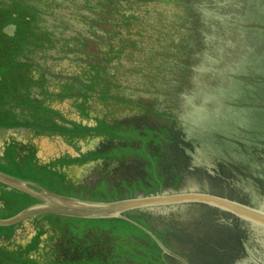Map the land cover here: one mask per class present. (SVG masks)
<instances>
[{"label": "water", "instance_id": "95a60500", "mask_svg": "<svg viewBox=\"0 0 264 264\" xmlns=\"http://www.w3.org/2000/svg\"><path fill=\"white\" fill-rule=\"evenodd\" d=\"M112 12L113 50L84 88L98 167L61 194L0 172L39 200L0 226L56 215L38 264H169L160 249L187 264L153 233L184 240L187 218L204 217L212 235L247 227L241 264H264V0H113Z\"/></svg>", "mask_w": 264, "mask_h": 264}, {"label": "rangeland", "instance_id": "374dc122", "mask_svg": "<svg viewBox=\"0 0 264 264\" xmlns=\"http://www.w3.org/2000/svg\"><path fill=\"white\" fill-rule=\"evenodd\" d=\"M112 5L113 0H0V12L6 6V9L2 10L5 11L3 12L5 14L8 7L14 8L17 12H20L24 6L26 9L31 7L36 11V19L29 26L23 20L18 21L19 25L16 24L21 32L19 35L28 36L29 40L22 37V41L19 43L22 48L20 53H8L9 58L13 55L12 61H9V58L7 60L9 75L12 74L10 68L16 66L15 62H24V68H27L23 70L22 75L24 85H9V89L6 87L4 97L7 100L5 102L8 105L6 107L8 113L22 114L23 112L27 114V117L31 116L32 120L42 123L41 118L44 114H48L47 109H49L55 113L48 116L51 120L57 121L58 125L63 124L66 127L71 126V128L86 125L89 100L84 88L86 85L94 86L98 83L99 63L106 59L113 50L112 34L116 20L113 16ZM5 14L1 18L2 27ZM17 27L15 26L13 29L14 33L15 30L17 31ZM3 29H6V26ZM3 33L6 34L4 30ZM15 81L18 82L19 79L15 78ZM57 92L59 93L56 94ZM19 101L26 107H30L28 111H24L23 107L18 106L21 105L18 103ZM31 108L37 111V116L33 115ZM4 109L0 107V110ZM2 111H0L1 114ZM58 114H61L65 119H61ZM9 131H11L10 136H14L16 140L34 142L37 146L36 157L43 163L49 162L63 153L76 156L80 150L87 151L96 147L88 133H86L87 135L84 133H82L83 135L63 134L56 129L37 132L30 127L11 128ZM1 133L5 134L6 132L1 130ZM89 161L91 162L82 170L84 175L87 174L81 179V182L92 178L99 165L100 155ZM0 169L11 174L17 172L13 167ZM79 169L81 166L79 162H76L66 170V184L72 187L60 186L57 183V181L59 182L58 178L50 177V180L47 181L45 176L49 177L50 175L46 173L40 175L41 183L49 185L52 190L72 191L80 183L76 174ZM20 195L17 193L15 197L16 207L13 210L25 208V204L31 201L30 198L24 201L19 200ZM56 220V215L53 214H42L30 220L39 223L42 227L39 241L51 231ZM10 228L11 226H0V229H3L5 233ZM33 229L29 228L27 232L25 231L26 238L34 233ZM28 233L30 234L28 235Z\"/></svg>", "mask_w": 264, "mask_h": 264}, {"label": "flooded vegetation", "instance_id": "af4514ba", "mask_svg": "<svg viewBox=\"0 0 264 264\" xmlns=\"http://www.w3.org/2000/svg\"><path fill=\"white\" fill-rule=\"evenodd\" d=\"M12 24H5L6 28L9 27ZM4 29L2 28V31ZM8 36H13L14 34H7ZM7 60L3 58L2 53H0V96L2 95V91L6 90L7 83L3 84L2 75H5V78H7ZM17 71L20 70L19 77L17 79L22 80L23 75V69L19 68L16 69ZM21 77V78H20ZM21 83V82H19ZM17 84V83H16ZM19 85V84H18ZM6 86V87H5ZM57 92L56 94H58ZM0 107L5 108L3 113H0V131L6 132L5 134H0V168L4 167H13L15 170H17L16 174H11L8 172H5L4 170L0 169V172L6 173L8 175L23 179L25 181H29L32 183L39 184L49 190H52L49 185H44L42 180L40 179V174L44 173L39 170L40 167H45L49 170H54L58 172L59 176H52L53 179L58 177L60 186H70L66 184V170L72 167L73 163L79 162L81 169L78 170L77 177L80 179V183L77 184L78 188H84V182H81V179L85 177V174L83 173V169L87 166V164L93 160V157H97V155H101L99 151V147L90 148L87 151H79L77 152V155L71 156L68 153H63L55 157L53 160H50L49 162H40V160L36 157L37 153V146L34 142L31 140H28L26 142H23V140H16L14 136H10L11 134V128H21V127H30L37 132H48L50 129H56L60 133H75L77 135H83L82 133L86 134L89 133L87 130L86 132L84 130L77 131L72 130L71 126L66 127V125L63 124H57V121L51 120L49 114H54L52 111L47 109L49 112L48 114H44L41 118L43 121L42 123H38L35 120H32L31 116L27 117V114L22 115H12L7 113L6 107L8 105H2L0 102ZM28 108H26V111H28ZM33 111V115H38L37 111L31 108ZM31 112V111H30ZM61 119L63 116L61 114H58ZM36 116H32L35 118ZM68 123V121H67ZM50 124V125H48ZM70 124V123H69ZM80 133V134H78ZM87 135V134H86ZM96 159V158H95ZM97 160V159H96ZM91 164V163H90ZM49 177L45 176V179L48 181ZM53 181V180H52ZM63 187V186H62ZM72 187V186H70ZM14 191V192H13ZM56 192L55 190H52ZM197 191H204L209 192L205 190H197ZM13 192V196L11 193ZM17 193H20L21 195L18 197L19 200L24 201L28 198L31 199L28 203L25 204V208L39 202L38 199L30 196L29 194H26L18 189H15L13 187H10L6 184H3L0 182V218L5 219L9 218L15 214H17L19 210H13L16 204V195ZM24 193V194H22ZM59 193V192H58ZM214 193L220 196L228 197L231 199L239 200L240 198L231 197L229 194L224 195L220 193L210 192ZM227 193V192H226ZM239 201H242L240 199ZM246 203V202H245ZM200 206L204 208L206 205L203 204H187V205H179V206ZM177 207V206H176ZM216 213V212H215ZM230 214V213H228ZM40 215H35L32 217H28L16 224L11 225L10 230L8 232H4L3 229H0V264H38L37 261H40L38 259H33L32 255L30 254L32 249V246L37 245L39 238H40V229L42 228L41 225L37 222L30 221L31 219L38 217ZM231 220L233 222H238L239 224H245V222L237 218L236 216L230 214ZM199 219L198 217L193 218H187V222L197 221ZM202 224L199 225L202 227L201 233L194 232V229H196V226L193 225L191 222L187 224V227H191L193 229V233L191 236H188L189 238H186L184 240H181V235H179V238L173 237L172 234H166L165 236L161 234H157L156 231H154V227L152 224H148L149 228L154 231V233L157 235L159 240L162 242V244L171 252L179 255L181 258H183L187 264H194L192 263V259L186 255L183 250H191L193 257L198 259V254L200 252H203V248L207 250V254L210 257L211 262H204L200 259H198L203 264H241V259L247 255L246 249H244V245L246 246L245 240L242 241L239 237V231H244L243 234H246L247 227L243 226L241 229L233 228L228 229L229 232L225 231L224 229L220 232V236H217L216 233H213L215 235H212V230L214 228L213 224H208L207 221H205V218L202 217L199 219ZM207 220L210 221L209 217ZM26 221V222H24ZM21 224V225H20ZM20 225V226H17ZM31 228L34 230V233L29 237L26 238L27 230ZM37 228V231H36ZM32 230V231H33ZM220 230V229H219ZM21 231V232H20ZM227 232V233H226ZM20 235V237L17 238V236ZM26 234V235H25ZM30 233H28L29 235ZM238 237H236V235ZM197 239L200 241H203L204 243H201V245H198V249H195L193 240ZM19 240V241H18ZM158 246V245H157ZM200 247V248H199ZM159 248V246H158ZM160 249V248H159ZM162 252L163 259L169 261V264H183L179 260L175 259L174 257L168 255L167 253ZM196 251V252H193ZM239 251V253H237ZM198 252V253H197ZM241 257V258H240ZM195 259V260H197Z\"/></svg>", "mask_w": 264, "mask_h": 264}, {"label": "trees", "instance_id": "16d2710c", "mask_svg": "<svg viewBox=\"0 0 264 264\" xmlns=\"http://www.w3.org/2000/svg\"><path fill=\"white\" fill-rule=\"evenodd\" d=\"M4 7L6 9V6H4ZM5 9H2V10H5ZM2 10L0 12V26L2 24V22H1L2 15L5 14V13H3L5 11H2ZM10 10H11V14H10ZM35 13H36V11L34 9H32L31 7L26 9V6H24L22 8V10H20V12H17L14 8L8 7L7 8V13L5 14V20L8 23L4 20L3 27L5 26V24H14L17 27L16 24H18V21H22V20H23V22L26 21V23H28V26H29V24H31V22L36 19ZM15 17H17V19H15ZM3 27L2 26L0 27V53H2L3 58L8 60V58H9L8 57V53H10V54L11 53L12 54L20 53V50L22 48L19 46L20 45L19 43L22 41V37L26 38L27 40H29L30 37H28V36L25 37L23 35L20 36L19 34H21V32H20V30H18V27H17V31L15 30V33H14L13 36H8L7 34L3 33V31H2ZM12 56L13 55L10 56L11 59L9 58V61H12ZM14 65H16V66H14V68L13 67L10 68L11 69L10 71H11L12 74H10V75L8 74V72H7L8 68H7L5 70L6 73H7V76H6L7 78H5V75H2V80L1 81H3V84L7 83V89H9V85H13L14 84V86H15L16 83L24 85L22 83V81L24 79H22V80H20L18 82L15 81V78L19 77V73H20V70L17 71L16 69H19V68H22L23 70L27 69V68H24V62H19V63L15 62ZM7 67H8V65H7ZM19 82H21V83H19ZM24 83H28V82H24ZM4 94H5V91H2V95L0 96L1 97L0 98V102H1L2 105L6 104V102H5L6 99L4 97ZM59 96H62V95H59ZM84 127L73 126L72 130L81 131V130L85 129ZM86 130H87V128H86ZM39 170L41 172H44V173H41L40 175H45V173H46V174L52 175V176H59L58 172H56L54 170H49V169H47L45 167H40ZM52 176H50V177H52ZM49 180H50V178H49Z\"/></svg>", "mask_w": 264, "mask_h": 264}, {"label": "bare ground", "instance_id": "6f19581e", "mask_svg": "<svg viewBox=\"0 0 264 264\" xmlns=\"http://www.w3.org/2000/svg\"><path fill=\"white\" fill-rule=\"evenodd\" d=\"M17 101H18V100H17ZM18 103H21V102L19 101ZM18 106L23 107V108H24L23 110L26 111V108H27V107H26V105H24L23 103H21V105H18ZM18 106H17V107H18ZM8 114H11V113H8ZM22 114L25 115V113H23V112H22ZM22 114H15V115H22ZM12 115H14V114L12 113Z\"/></svg>", "mask_w": 264, "mask_h": 264}]
</instances>
